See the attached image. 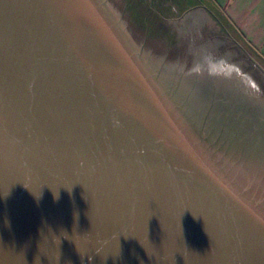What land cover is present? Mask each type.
<instances>
[{
    "label": "water",
    "instance_id": "water-1",
    "mask_svg": "<svg viewBox=\"0 0 264 264\" xmlns=\"http://www.w3.org/2000/svg\"><path fill=\"white\" fill-rule=\"evenodd\" d=\"M211 0H0V264H264V60Z\"/></svg>",
    "mask_w": 264,
    "mask_h": 264
},
{
    "label": "crops",
    "instance_id": "crops-1",
    "mask_svg": "<svg viewBox=\"0 0 264 264\" xmlns=\"http://www.w3.org/2000/svg\"><path fill=\"white\" fill-rule=\"evenodd\" d=\"M264 60V0H211Z\"/></svg>",
    "mask_w": 264,
    "mask_h": 264
},
{
    "label": "rangeland",
    "instance_id": "rangeland-1",
    "mask_svg": "<svg viewBox=\"0 0 264 264\" xmlns=\"http://www.w3.org/2000/svg\"><path fill=\"white\" fill-rule=\"evenodd\" d=\"M225 17V16H224ZM228 21L227 19L225 20V22ZM229 22V21H228ZM230 23V22H229ZM232 26V25H231ZM234 28V27H233ZM235 29V28H234ZM235 31L238 33V35H240V37L243 39V37L241 36V34L235 29ZM244 40V39H243ZM245 42V41H244ZM246 43V42H245ZM247 44V43H246ZM257 53L255 52L254 55H256Z\"/></svg>",
    "mask_w": 264,
    "mask_h": 264
}]
</instances>
